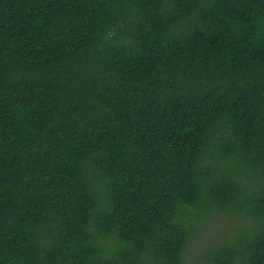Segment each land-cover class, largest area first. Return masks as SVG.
<instances>
[{"label":"trees","instance_id":"1","mask_svg":"<svg viewBox=\"0 0 264 264\" xmlns=\"http://www.w3.org/2000/svg\"><path fill=\"white\" fill-rule=\"evenodd\" d=\"M264 264V0H0V264Z\"/></svg>","mask_w":264,"mask_h":264},{"label":"rangeland","instance_id":"2","mask_svg":"<svg viewBox=\"0 0 264 264\" xmlns=\"http://www.w3.org/2000/svg\"><path fill=\"white\" fill-rule=\"evenodd\" d=\"M246 221L237 220L225 214L209 215L197 227L183 256L182 264H208L204 257L225 237H229L233 229H242Z\"/></svg>","mask_w":264,"mask_h":264}]
</instances>
